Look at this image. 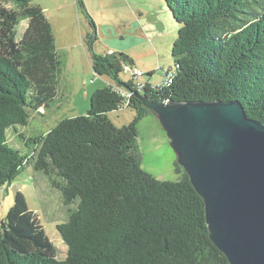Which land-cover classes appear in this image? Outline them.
Here are the masks:
<instances>
[{"label":"trees","instance_id":"1","mask_svg":"<svg viewBox=\"0 0 264 264\" xmlns=\"http://www.w3.org/2000/svg\"><path fill=\"white\" fill-rule=\"evenodd\" d=\"M33 1L0 0V189L29 164L48 176L73 205L57 224L68 251L58 256L17 192L0 219V264H231L210 237L204 200L184 168L176 161L179 177L162 180L142 167L138 126L153 113L137 94L156 102L237 99L264 124V0H163L179 24L171 80H147L139 91L119 78L130 56L94 55V71L118 84L96 89L87 114L61 120L22 153L8 129L55 99L63 64L51 22ZM125 104L136 115L118 126L109 114Z\"/></svg>","mask_w":264,"mask_h":264},{"label":"rangeland","instance_id":"2","mask_svg":"<svg viewBox=\"0 0 264 264\" xmlns=\"http://www.w3.org/2000/svg\"><path fill=\"white\" fill-rule=\"evenodd\" d=\"M34 0L41 4L51 22L62 67L58 76L55 99L39 111L31 112L27 125L8 129L10 144L22 153L30 152L35 139L46 134L61 120L88 113L94 91L114 83L115 79L101 76L93 69L94 55L123 52L133 59L119 78L132 80L135 70L143 75L138 81L161 85L166 71L175 66L172 48L178 36L179 24L163 0ZM90 17V18H89ZM92 19V20H91ZM91 21L95 24V29ZM28 20L18 25L20 38ZM153 113V112H152ZM136 111L126 104L109 114L118 126L129 124ZM142 167L162 180H176V155L159 120L154 114L143 118L138 126ZM17 192L27 198L47 233L65 258L68 246L57 224L68 219L73 205H67L62 193L48 176L29 164L11 185L0 189V219L12 207Z\"/></svg>","mask_w":264,"mask_h":264},{"label":"water","instance_id":"3","mask_svg":"<svg viewBox=\"0 0 264 264\" xmlns=\"http://www.w3.org/2000/svg\"><path fill=\"white\" fill-rule=\"evenodd\" d=\"M159 120L205 203L211 239L231 264H264V124L240 100L156 102Z\"/></svg>","mask_w":264,"mask_h":264},{"label":"built area","instance_id":"4","mask_svg":"<svg viewBox=\"0 0 264 264\" xmlns=\"http://www.w3.org/2000/svg\"><path fill=\"white\" fill-rule=\"evenodd\" d=\"M128 68V67H127ZM143 75V72L142 71H140V70H135L134 72H133V75H132V81H133V83H134V86H135V88L137 89V90H141L142 89V87H143V82H140V81H138L139 80V78L141 77ZM171 74H167V75H165V80L163 81L164 83L165 82H167V81H170L171 80ZM162 82V83H163ZM162 85V84H161ZM121 94L124 96V97H126V98H129V97H131V95H132V92L131 91H123V90H121Z\"/></svg>","mask_w":264,"mask_h":264},{"label":"crops","instance_id":"5","mask_svg":"<svg viewBox=\"0 0 264 264\" xmlns=\"http://www.w3.org/2000/svg\"><path fill=\"white\" fill-rule=\"evenodd\" d=\"M39 5L42 7V5L39 3ZM43 8V7H42ZM133 60V59H132ZM150 73H153V75H154V71H151ZM153 75H151V76H153ZM151 76H150V78L148 79V81H150L151 80ZM121 80V79H120ZM122 81V80H121ZM117 82H115L114 81V83H112V82H110L109 84H116ZM150 83H151V81H150ZM118 84V83H117Z\"/></svg>","mask_w":264,"mask_h":264},{"label":"clouds","instance_id":"6","mask_svg":"<svg viewBox=\"0 0 264 264\" xmlns=\"http://www.w3.org/2000/svg\"><path fill=\"white\" fill-rule=\"evenodd\" d=\"M124 91V90H123ZM125 91H127V90H125Z\"/></svg>","mask_w":264,"mask_h":264},{"label":"bare ground","instance_id":"7","mask_svg":"<svg viewBox=\"0 0 264 264\" xmlns=\"http://www.w3.org/2000/svg\"><path fill=\"white\" fill-rule=\"evenodd\" d=\"M133 82V81H132Z\"/></svg>","mask_w":264,"mask_h":264}]
</instances>
